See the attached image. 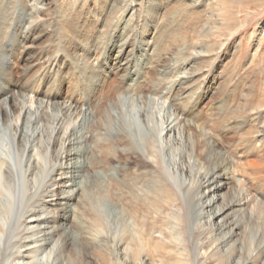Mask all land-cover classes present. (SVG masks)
Masks as SVG:
<instances>
[{"label": "bare ground", "instance_id": "bare-ground-1", "mask_svg": "<svg viewBox=\"0 0 264 264\" xmlns=\"http://www.w3.org/2000/svg\"><path fill=\"white\" fill-rule=\"evenodd\" d=\"M45 1L0 0V264L73 263L75 255L81 254L80 252H83L84 248L89 246L96 247L94 246L96 243L95 237L91 236L92 240L89 238L87 240L86 238L92 228L104 230L105 226L100 217L99 208L105 200L115 207L118 205L120 219L128 218L134 223L132 226L134 234L131 233L129 225L126 223L127 221L120 225V235L118 236L117 244L121 246L120 248L123 249L125 255L128 254L134 264H143L141 261L142 256L154 259L155 253L160 259H163L165 254L156 251L157 246L153 245L150 238V233L156 227L152 225V222H146L145 217L159 207L177 206L179 199L162 167L157 144V129L150 127L149 122L152 120L151 109L156 103L157 94H161L162 91L163 94L168 90V93H170V90H178L180 88L182 91L187 89V95L169 100L168 105L170 107L168 106V109L172 114L166 115L163 124L165 128L159 130V132H164L165 142L163 146L165 152L178 156V164L177 166L175 165L176 172L180 177L185 176L186 178V181L184 179L183 182L178 178L179 190L185 199L182 214L187 217L191 210L203 212L204 208L213 207L212 212L207 213V218L210 217L214 221L217 220L216 224L213 223L215 230L220 233L228 231L231 233H229V237L233 236L234 231L239 230L240 224L231 218V220H226L225 217L230 212L243 209L247 204V197L251 195L250 190L254 187L251 183L248 185L249 188H247L245 185L246 178H244L243 181H238V188L237 190L235 189L236 193L231 199L229 198L226 201L220 195L238 161L235 160V152L233 153L231 149L234 144L231 139L234 137L230 136V140L221 137L223 139L218 140L215 132L218 134L231 133L233 135V130L242 129L247 125L250 129L244 131L243 134L241 133V136L245 137L252 134L254 143L259 139L257 137L262 136L263 138L264 125L261 122L262 120H258V116L250 115L249 113L251 112L249 110L259 109L264 106V89L260 87V89L250 88L245 94H241L243 95L241 98H238L237 89H233L217 104V107L223 111L221 118L212 120L210 123L199 121V118L192 116V114L196 111L198 101L204 96L205 92L201 90L196 95V91L190 86L191 78L175 80L173 83L175 84L177 81V84L173 87H166L176 75L174 70L178 69L180 72H185L187 67H191L195 63L194 56H186L183 51H181L179 60L173 59L170 54L163 55L162 51H160L159 55L154 44L152 42L149 43V40H146L143 34L136 33V38L133 34L130 36V32L134 30V27L130 26L129 20L120 21V18L125 15V17L128 16V19H130L137 6L132 5V3L135 4V0H128V3H124L120 7L122 12L118 21L111 30H108L109 33L106 34L107 37L104 39L107 42L105 44L103 42L100 49L104 52V55L97 59L95 64L89 62L88 67H84L87 66L84 61H89L91 58L89 54L97 50L95 45L90 46L91 49L87 50V37L93 38L96 33L85 31L83 36L77 35L74 42L77 61H73V66L75 67L70 72L71 77L69 74L68 76L70 79L72 78L69 81L70 85L78 83L89 91L88 96L92 95L93 92H99L103 101H107L114 96L100 112L102 115L98 118V121L87 128L94 131L104 130L103 136L99 134L102 137H96L95 135L96 139H94V136L89 135V138L86 139L90 147L94 146L98 150L100 155L97 157H99V160L105 165L110 164L111 159L115 158L116 161L121 162L123 157H125V165H129V160L132 159L137 162V165L144 166L146 171L142 170L143 172L137 174L136 169H134L136 174L133 176V174H128L124 166H119L116 168L117 173L120 174L118 183H112L111 181L105 188L102 183L92 180V189L88 188V192L79 197L77 188L75 190V186L68 185L61 177L69 174L73 176L76 173L74 172L76 170L74 168L77 165L76 157L74 156L76 149H74L72 144L77 142V133L75 132L79 127H84V123L87 120L86 116L88 117L87 112H84L82 122L75 127L78 129L71 128L61 141L59 136L63 121H61V118L57 120V117L50 116L47 113L48 108L46 106L50 105L56 110L55 106L59 105L57 111H59L64 121L76 107H71L66 103L54 102L58 94L53 93V89L50 91L53 94L46 92L49 95L45 91L39 92L40 86L44 85L39 83V80L49 85L56 78V83H59V78L57 79L55 75L59 69V57L61 54L68 55V53L63 49L64 42L61 41L60 52L57 57L47 52L46 56H52V60L49 62V67L42 72L40 70L45 66L43 61L37 57L36 61H40L34 66L36 61L30 62L27 54L34 41L42 35V30H39V28L45 24L39 25V22H41L40 15L43 12L42 8L45 6ZM123 1L114 0L113 2L118 4L123 3ZM182 1L189 2L192 6L191 8L196 7L197 0ZM185 9L187 7H184L183 10L185 11ZM150 11H148L150 13L148 17L150 21H153L156 18L152 16ZM192 14L190 12L188 17L192 18ZM79 25L82 26L79 18L72 19V17H69L65 32L78 31ZM194 26V22L189 21L186 28L188 31L193 32ZM90 28L92 30V27ZM130 41L131 44L146 46L148 48L147 52L136 51L134 57L128 59L125 54V48ZM55 42L58 43L59 40L55 39ZM16 57L23 61L25 59L23 57H27L25 63H27L26 67L28 70L22 74L19 81L15 80L17 75L13 72L11 67L14 65L12 66L10 62L11 59ZM77 57H81L84 60L81 65L78 63ZM189 59L192 60L188 62ZM180 61L188 62V64L182 68L173 65L181 64ZM164 64L168 67L163 69ZM38 66L40 69L35 72L29 70H33ZM144 69L154 71L153 78L155 82L145 83L141 81L143 71H146ZM9 71L13 72L15 77L13 75L8 77L7 73ZM33 74L37 77L27 82ZM22 81L24 82L22 83ZM26 82L27 84L24 86ZM115 83H120L118 88H116ZM32 84L35 85L33 89L31 88ZM118 89L123 91V93L115 96ZM26 91H29V101H25L27 93L23 94V92ZM128 91H136L135 96L137 97H131ZM123 95L128 96V98H124L126 103L121 98ZM195 95L196 97L192 99ZM39 96H42V98ZM43 97L45 98L44 107ZM160 97L162 96L160 95ZM33 100L35 103L34 109L30 107ZM94 103L97 104L98 101ZM101 106L96 107L95 105L96 108ZM245 108L249 109V112ZM226 111L228 112L226 113ZM254 111L256 113V110ZM136 118L142 128H144L145 133H138L134 127ZM114 127L115 131L112 132ZM113 133L115 134L114 138L111 137ZM259 141L264 148V138ZM234 145L236 146L237 144ZM85 160H87V157L83 163ZM90 162H93V159ZM137 165L135 166L136 168H138ZM57 166L58 168L60 167V170L58 172L55 169V174L54 168ZM61 167L64 168V172H61L63 170H61ZM244 167L249 170L248 174H246L247 176L253 174L257 176L260 174L258 171L264 167V157L258 158L256 161L249 160ZM96 168L98 169V167ZM112 170H114V167ZM156 171H158V174L154 176L153 174ZM257 179L256 177L254 181H257ZM46 181H50V184L47 185ZM65 188H69L71 191H67L68 189L65 190ZM40 189L44 193L43 196H38L37 194ZM58 189L61 193L57 192ZM73 195L78 197L73 200L74 203H79L80 207L75 205L71 207L69 204L72 201L69 199ZM252 195L254 205H263L258 194ZM44 197L54 202L55 210L53 209L54 207L52 208L53 210H50L40 204ZM76 207L82 219L85 220L84 223L78 221L79 218L72 214L71 211ZM181 216L179 215L175 219L178 221L180 229L183 223ZM66 217L80 224L79 226L77 225V228L78 231H81L83 245L74 246L73 251L69 249L70 247L72 248V236L65 234L67 228L64 219ZM57 218L60 219V222L55 227L52 222H57ZM218 221H221V223L218 224ZM148 224H151L150 228H147ZM147 234L148 236L145 237ZM102 241L104 242V240ZM104 243L106 244V242ZM160 247L166 248L168 246L161 244ZM103 249L105 251L100 255L99 264H123L120 257L114 256L109 247L104 246ZM186 262V257L182 255L177 257L173 264H186Z\"/></svg>", "mask_w": 264, "mask_h": 264}, {"label": "rangeland", "instance_id": "rangeland-1", "mask_svg": "<svg viewBox=\"0 0 264 264\" xmlns=\"http://www.w3.org/2000/svg\"><path fill=\"white\" fill-rule=\"evenodd\" d=\"M113 1L114 0H46L44 2L45 6L42 8L43 12L40 15L41 22H39V25L45 24L39 28V30H42V35L39 39L34 41L32 46L27 51V54L29 55V57L28 55L27 57L29 58L30 62L36 61L37 57L43 61L45 66L44 68H41V72L49 67V62L52 60V56H46L47 52L57 57L60 52L61 41L64 42L63 49L68 53V55L61 54L59 57V69L55 73L57 79L59 78V83H56V78L54 80L55 82L53 81L52 83L51 81L49 85H46L44 81L39 80V83L44 84L40 86L39 92L45 91V93L47 92L49 94L57 93L58 96L54 102L64 104L66 103L71 107H76L75 110L69 113V117L64 121L59 111H57L59 105L55 106L56 110H54V108H52L50 105L46 106L48 108L47 113L50 116L57 117V120L61 118V121H63L59 136L61 141L69 133L71 128H75L80 122H82L85 111L89 117L88 118L86 116L87 120L84 123V127L81 126L82 129L81 127H79V129L75 128L78 129L77 131L79 132L78 133L76 131L75 133H77V142L80 144L79 145L75 141V143L72 144L74 149L77 150L74 152L77 165L75 168L73 167L76 169L74 171L76 173L73 174V176L69 174L67 176L65 175L64 177H61L62 180L67 182L68 185H73V187L75 186V190L77 188L79 197L88 192V188L92 189V180L102 183L105 188L111 181L112 183H118L120 174L117 173L116 168L119 166H124L128 171V174H133V176L136 173L138 174L139 172L146 171L144 166L141 167L140 165H137V162L132 159L129 160V165H125V157H123L121 162L116 161L115 158L111 159L110 164L105 165L99 160V157H97L100 155L98 150L94 146L90 147V144L86 139L89 138V135L94 136V139H96V137H102L104 135V130L94 131L93 129L87 128L98 121V118H100L102 115L100 112L104 109V106L109 103L108 101L114 96L109 98L107 101H103L99 95V92H93L92 95L88 96L89 91L85 90L78 83H72L70 85L69 82L72 79H70V72L75 67L73 66V61H77L76 49L74 46L77 35L83 36V32L85 31H89L90 33L94 32V34L96 33L93 38L87 37V50H90L92 45H95L97 50H95L92 54H89L91 57L89 61H84L81 57H77L78 63L80 65L81 62L84 61L87 65L84 67H88L89 62L91 64H95L96 60L100 59L104 55V52L100 49L102 47V43L104 42L105 44L107 42L104 40L107 37L106 34L109 33L108 30H111V28L114 27V24L118 21L119 16H121L122 11L120 7H122L124 3L129 2L128 0H124L123 3L116 4ZM152 1L153 0H135V4L132 3V5L137 6L136 8L134 7L135 13L133 12V16L130 19H128V16L125 17L126 15L122 16L120 21L129 20L130 26L134 27V30L130 32V36L133 34V36L136 38V33L139 32L143 34L145 39L149 40V43L152 42L154 44L159 55L160 51H162L163 55L170 54L173 59L179 60L181 51H183L186 56H194L195 63L192 64L191 67H187L185 72H180L178 69L176 71L174 70L176 75L166 86L168 88L171 86L173 87L175 84H177V81L175 84L173 81L191 78L190 86L194 91H196V95L200 93L201 90L205 92L204 96H202L200 101H198L197 108L195 109L196 111L193 112L192 116L198 117L199 121L201 120L210 123L212 120L221 118L223 116V111L217 107V104L228 95L229 91L237 89V93H239L238 98H241L243 96L241 94H245V92L250 88L264 89V0H197L195 8H191L192 6L189 2H183L182 0ZM184 7H187L185 11L183 10ZM148 11L151 12L152 16H155V20H149L148 16L150 13H148ZM190 12L193 13L191 16L192 18L188 17ZM69 17H72V19L79 18V20L82 22V26L79 25L78 31L65 32V26L68 23ZM189 21L194 22L195 26L193 27V32L188 31L186 28V25L189 24ZM90 27H92V30ZM55 39L59 40V44L55 42ZM132 44L130 41L125 48V54L127 55L128 59H132V57H134L136 54V51H142L146 53L148 50L146 46L144 47L143 45L133 44V47ZM199 52L201 53L199 54ZM27 57H23V59L25 58L24 61L18 57L11 59V65L15 66L11 68L17 76L15 77L14 73L9 71V73H7L8 77L13 75L16 81L20 80L22 74L24 72L26 73L28 70L26 67L27 63H25ZM154 57L157 58L156 56ZM191 60L192 59H189L188 62ZM38 61L40 60H37L34 66ZM12 62L15 63L12 64ZM188 62L184 63V61H180L181 64L173 65L182 68L183 66H186ZM16 63L17 65H15ZM18 65L19 67H17ZM163 66V69L168 67L166 64ZM39 69L40 68L38 66L33 70H29L35 72ZM172 69H174V67H172ZM60 72L64 74L62 75ZM153 73L154 71L152 70L143 71L144 77H141V81L145 83L155 82ZM35 74H33L27 82L33 78H36L37 76H35ZM66 74L67 76L69 74L70 77H67ZM23 82L24 81H22V83ZM27 82L24 84V86L27 84ZM119 84L120 83H115L116 88H118ZM18 85L22 84L19 83ZM34 86L35 85L32 84L31 88L33 89ZM44 86H46L45 90ZM180 89L170 90V93H168V90L163 94L162 91L161 94H157L158 97H156V103L151 109L152 120L150 121L151 123L149 122L150 127L157 129V144L162 167L178 195L179 202L177 206L165 208L159 207L156 211H151L150 214L145 217L146 222H152V225L156 227V229L150 233V238L152 239L153 245L157 246L158 250L156 249V251L165 254V257L160 259L155 253L154 259H150L144 254L145 257L142 256L141 261L143 264H173L177 257L184 255V257L187 259L186 264H264V167L258 171L260 174L257 176H254V174L247 176L246 174H248L249 170H246L244 167L245 163H247L249 160L256 161L258 158L264 157V148L259 141L260 139L262 141L264 136L263 138L262 136L257 137L259 139L256 143H254V140L252 139V134L245 137L243 135L241 136V133L243 134L244 131L250 129V127L248 128L247 125H245V127L242 129L239 128L235 131L233 130V135L231 133L230 135L229 133L218 134L215 132L218 140L223 138L230 140L231 137H234L231 139V142L237 144L236 146L233 144L234 146L232 145L231 149L233 150V153L235 152L234 156L236 158L235 160L238 161V164H236L237 167L235 165V169L229 175V177L231 176L232 178L230 177L227 180V184L223 187L224 189H222L220 195L225 198L226 201L229 198L231 199L232 196L235 195L238 188V181H243L244 178H246L245 185L247 188H249L248 185L251 183L254 187L250 190V194H258L260 202L263 204L254 205L255 203L253 201V195H249L247 197V204L242 210L232 213L230 212L228 215H226V220L231 218L239 222V230L234 231L233 236L231 237H229L231 233L228 231H225L224 233L217 232L213 226V223L216 224L217 220L214 221V219H211L210 217L207 218V213L212 212L213 207L204 208L203 212L191 210L186 217L184 214H182V210L184 211L185 199L179 190L178 179L180 178L183 182L184 179L186 181V178L185 176L180 177L176 172L178 156L170 155L168 152H165L163 146L165 142L163 137L164 132H159V130H163L165 128V125L163 124L166 115L168 116L172 114L168 109L169 100L175 97L187 95V89V91H182ZM51 90L53 93L50 92ZM135 92L136 91H128V94H130L131 97H137L135 96ZM24 93H27V95H25V101H29V91L23 92V94ZM120 93H123V91L118 89L115 93V96H118ZM160 95L163 98L160 97ZM196 95L193 96L192 99H194ZM39 97L42 98V96ZM96 97L99 98L96 99ZM121 98L126 103V99L124 98H128V96L123 95ZM44 99L45 98L43 97V107L45 106ZM91 100H93V102H91ZM96 100L98 101L97 104L94 103L97 102ZM30 105L29 106L32 109L35 108L34 100ZM95 105L96 107L102 106L96 108ZM261 108H257L258 110L256 108L252 110L247 108L245 109H247L246 111L249 110L251 112L249 113L250 115L252 114V116H258V120H262L261 122L264 125V106ZM254 110H256V113ZM227 112L228 111H226V113ZM112 114L115 116L114 113ZM134 124V127L137 129L138 133H145L144 128H142V126L139 124L137 118L135 119ZM114 131L115 127L113 128L112 132ZM111 137L114 138L115 134L113 133ZM86 157L87 160H85L83 163ZM92 159L93 162H90ZM136 165L138 168L135 167ZM112 166L114 167V170H112ZM96 167H98V169ZM57 168L58 166L54 168L55 174L56 170H60V167L58 169ZM134 169H136V173H134ZM61 170V172H64V168L61 167ZM157 174L158 171H156L153 175L156 176ZM256 177L258 179L257 181H254ZM46 184H50V181H46ZM66 189H68L67 191H71L69 188H65V190ZM54 191H56V189H54ZM57 192L61 193L59 189ZM37 194L38 196L44 195L41 189ZM75 197L77 196L73 195L71 199H69L72 200L69 204L71 207H74V205L80 207L79 203H74L73 199ZM53 203L54 202H51L50 199L44 197L40 204L43 205L44 208L48 207L50 210H55L56 206H54ZM117 207L110 204V202L107 200L101 203L99 214L105 226L104 230L92 228V231H90V234H88L86 238L87 240L88 238L92 240L91 236L95 237L96 243L94 246L96 247L89 246L84 248V251L80 252L81 254L78 253L75 255V261L73 263L70 262L69 264H99L100 255L105 251L103 249L104 246L109 247L114 256H117V258L120 257V259L123 261V264H134V262L129 258L128 254L125 255L123 249L120 248L121 246L117 244L119 239L118 236L120 235V225L124 221H127L126 223L129 225L131 233L134 234L135 232L132 228L134 223L128 218H124V220L120 219L118 212L119 207ZM76 209L77 207L71 211L72 214H75L74 216L79 218L78 221L84 223L85 220L82 219L79 210ZM179 215H183L181 216L183 221L181 229L178 226V221L175 220ZM64 220L67 228L65 234L72 236V248L70 247L69 249L73 251L72 249L74 246L78 247L79 245H83L82 234L80 233L81 231H78L77 228V225L79 226L80 224H77L76 221L70 220L67 217ZM56 221L57 222H52L55 227L60 222V219L57 218ZM220 223L221 221H218V224ZM150 226L151 224H148L147 228H150ZM147 236L148 234L145 237ZM102 240H104L106 244ZM161 244H164L168 247L161 248Z\"/></svg>", "mask_w": 264, "mask_h": 264}]
</instances>
